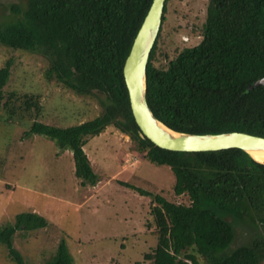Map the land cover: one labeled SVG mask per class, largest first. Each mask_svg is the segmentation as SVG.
Segmentation results:
<instances>
[{"label":"trees","instance_id":"trees-1","mask_svg":"<svg viewBox=\"0 0 264 264\" xmlns=\"http://www.w3.org/2000/svg\"><path fill=\"white\" fill-rule=\"evenodd\" d=\"M152 0H25L13 7L14 21L0 25V47L42 51L49 61L45 78L76 96L95 100L100 113L67 128L38 122L40 95L6 91L10 61L0 68V112L8 119H30L24 135H43L68 150L80 186H94L83 147L112 126L129 137L135 152L174 175L173 193L189 205L153 196L150 215L156 246L143 254L148 264H264V163L239 149L185 153L160 149L140 135L123 79V65ZM146 66V102L171 130L188 134L242 132L264 137V0H209L200 42L183 48L166 67L153 64L157 39ZM140 195L151 194L128 183ZM35 213L17 215L0 229V243L15 264L19 231L44 229ZM250 233L235 246L237 228ZM72 264L61 243L52 261Z\"/></svg>","mask_w":264,"mask_h":264},{"label":"rangeland","instance_id":"rangeland-1","mask_svg":"<svg viewBox=\"0 0 264 264\" xmlns=\"http://www.w3.org/2000/svg\"><path fill=\"white\" fill-rule=\"evenodd\" d=\"M209 0H166V11L157 39L153 64L166 67L187 47L197 45L205 23ZM25 9V0H0V25L18 17L13 7ZM10 61V76L4 90L40 95L43 108L38 122L67 128L97 116L95 100L76 96L45 78L48 59L42 51L0 47V68ZM30 119H8L0 112V229L12 225L17 215L35 213L47 226L19 231L13 247L24 264H46L63 243L72 264H148L143 254L156 246L157 235L150 210L153 196L189 205L187 195L173 193L174 175L133 149L129 137L112 126L88 139L84 153L97 183L80 186L74 176L72 155L60 151L54 140L24 133ZM128 183L150 193L140 195ZM237 228L234 245L248 240ZM0 264H15L0 243Z\"/></svg>","mask_w":264,"mask_h":264},{"label":"water","instance_id":"water-1","mask_svg":"<svg viewBox=\"0 0 264 264\" xmlns=\"http://www.w3.org/2000/svg\"><path fill=\"white\" fill-rule=\"evenodd\" d=\"M166 0H152L149 10L134 38L123 65V79L128 92L129 105L140 135L160 149L173 152L198 153L239 149L257 163L252 153H264V137L242 132L221 134H188L171 130L160 122L146 102V66L156 41ZM264 87V78L249 86Z\"/></svg>","mask_w":264,"mask_h":264},{"label":"bare ground","instance_id":"bare-ground-1","mask_svg":"<svg viewBox=\"0 0 264 264\" xmlns=\"http://www.w3.org/2000/svg\"><path fill=\"white\" fill-rule=\"evenodd\" d=\"M252 156L254 157V159L258 161H264V153L255 152V153H252Z\"/></svg>","mask_w":264,"mask_h":264}]
</instances>
